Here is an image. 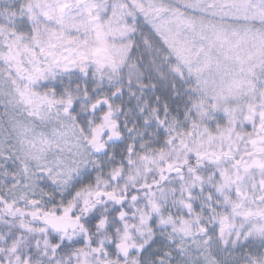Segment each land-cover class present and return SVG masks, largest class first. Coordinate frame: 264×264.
Instances as JSON below:
<instances>
[{
	"label": "snow or ice",
	"instance_id": "1",
	"mask_svg": "<svg viewBox=\"0 0 264 264\" xmlns=\"http://www.w3.org/2000/svg\"><path fill=\"white\" fill-rule=\"evenodd\" d=\"M0 264H264V0H0Z\"/></svg>",
	"mask_w": 264,
	"mask_h": 264
}]
</instances>
